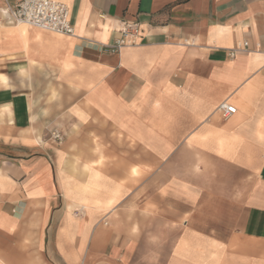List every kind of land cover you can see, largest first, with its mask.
<instances>
[{
	"label": "crops",
	"instance_id": "obj_1",
	"mask_svg": "<svg viewBox=\"0 0 264 264\" xmlns=\"http://www.w3.org/2000/svg\"><path fill=\"white\" fill-rule=\"evenodd\" d=\"M18 1L0 0V264H264V0H58L70 36L6 22ZM123 22L138 42L105 51ZM53 75L78 94L61 145L36 96ZM76 149L88 199L56 176Z\"/></svg>",
	"mask_w": 264,
	"mask_h": 264
},
{
	"label": "built area",
	"instance_id": "obj_2",
	"mask_svg": "<svg viewBox=\"0 0 264 264\" xmlns=\"http://www.w3.org/2000/svg\"><path fill=\"white\" fill-rule=\"evenodd\" d=\"M2 15V19L14 25H25L60 35L70 36L74 33L68 5L62 1L19 0L14 6L2 9ZM120 32L122 36L113 45L107 46L104 49L105 51L118 52L123 46L136 44L141 37L140 29L135 23L123 22ZM248 47V42L243 41L231 48L228 55L232 58L239 51H247ZM215 111L222 120H228L236 113V107L224 100L217 105ZM48 137L55 143H61L64 139V134L55 128L49 130Z\"/></svg>",
	"mask_w": 264,
	"mask_h": 264
},
{
	"label": "rangeland",
	"instance_id": "obj_3",
	"mask_svg": "<svg viewBox=\"0 0 264 264\" xmlns=\"http://www.w3.org/2000/svg\"><path fill=\"white\" fill-rule=\"evenodd\" d=\"M52 77L54 79V82H53V85L50 87V90L46 91V88H45L43 90H40L39 93L36 95V96H38L37 98L41 102L44 109H47V111H48L46 119L51 120V121H49L50 123H48L50 126L44 128V131H45L44 132L45 133L44 139H48V140H50L48 137L49 130L56 128V129H59L60 131H61V129L62 130L65 129L68 132V126L74 127L73 126L74 124L72 123V121H68L67 117L63 115V111L67 110L69 108L67 106L68 102H70V103L75 102L76 97H78L77 92L70 90V89H63L62 83L56 75H53ZM48 84L50 85L51 83L48 82ZM40 93L46 94L47 98H45V97L41 98L39 96ZM50 102H53V105L47 104ZM51 112H52V115H51ZM67 139H68L67 136H65V139H63L62 142L66 141ZM70 140H73V141H71V145H76L78 142V139H76V138L70 139ZM93 140L94 139H92V141ZM52 143L54 145H61L60 143H55L53 141H52ZM83 151L88 152L90 150H89V148H87ZM91 151H92V149H91ZM81 162L82 161L79 159L78 150L76 149L75 153L71 154L67 161H64L62 159V161L59 163L61 169L59 171L56 170V174H57L56 176L68 178V181H66V182H69L71 184L70 186H68V189L71 190L69 193L72 196L77 195L78 189H80V190H82L81 195L84 196V191H85V195L88 199L89 195L91 197H93L94 191H96L97 189L99 190L100 187H97L94 183L95 171L90 170L86 167L84 168V164ZM115 172H116L118 178H120V179L124 178V171L117 170ZM139 173L140 172L138 171L136 174L138 175ZM139 176L140 175H138V177ZM122 182H123V180H122ZM78 183H80L81 185L78 186L77 185ZM137 186H140V185H137ZM137 186H134V189H136ZM75 197H77V196H75ZM121 204H124V203L122 202L119 205H121ZM80 209L82 210L84 208L82 207ZM76 211L79 212V210H76ZM168 253H169V250H168Z\"/></svg>",
	"mask_w": 264,
	"mask_h": 264
},
{
	"label": "bare ground",
	"instance_id": "obj_4",
	"mask_svg": "<svg viewBox=\"0 0 264 264\" xmlns=\"http://www.w3.org/2000/svg\"><path fill=\"white\" fill-rule=\"evenodd\" d=\"M23 26H25V25H23Z\"/></svg>",
	"mask_w": 264,
	"mask_h": 264
}]
</instances>
